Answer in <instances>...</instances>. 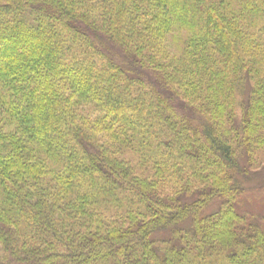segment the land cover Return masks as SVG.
<instances>
[{"label":"trees","instance_id":"1","mask_svg":"<svg viewBox=\"0 0 264 264\" xmlns=\"http://www.w3.org/2000/svg\"><path fill=\"white\" fill-rule=\"evenodd\" d=\"M262 166L264 0H0V264H264Z\"/></svg>","mask_w":264,"mask_h":264},{"label":"rangeland","instance_id":"2","mask_svg":"<svg viewBox=\"0 0 264 264\" xmlns=\"http://www.w3.org/2000/svg\"><path fill=\"white\" fill-rule=\"evenodd\" d=\"M264 166L256 169L260 170L261 174L257 179L252 180L249 184L251 189L246 196L243 197L244 204L241 206L242 209L254 214L264 213ZM263 169V170H262Z\"/></svg>","mask_w":264,"mask_h":264}]
</instances>
